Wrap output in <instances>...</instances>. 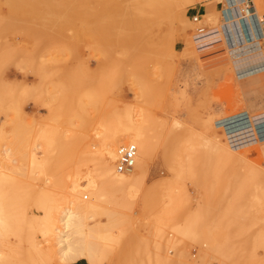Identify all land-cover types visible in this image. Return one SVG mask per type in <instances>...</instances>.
I'll return each mask as SVG.
<instances>
[{
  "label": "rangeland",
  "instance_id": "rangeland-1",
  "mask_svg": "<svg viewBox=\"0 0 264 264\" xmlns=\"http://www.w3.org/2000/svg\"><path fill=\"white\" fill-rule=\"evenodd\" d=\"M199 1L0 0V264H64L75 172L102 178L104 138L135 127L150 167L85 218L98 264H264V66L229 49L223 0L197 44Z\"/></svg>",
  "mask_w": 264,
  "mask_h": 264
},
{
  "label": "bare ground",
  "instance_id": "bare-ground-1",
  "mask_svg": "<svg viewBox=\"0 0 264 264\" xmlns=\"http://www.w3.org/2000/svg\"><path fill=\"white\" fill-rule=\"evenodd\" d=\"M259 1L260 0H255V5L252 8H247L244 0H223V5L221 4L222 8L220 15L223 20L222 32L225 39L230 42L231 47L229 49L237 50L238 54L240 53L238 58L242 55L247 45L256 43L259 49L263 41L264 31L261 33V27H264V15L262 13V5H259ZM213 2L216 3V1ZM262 2L264 3V0H262ZM213 12H210L208 9L206 14L209 15L210 18H214L213 16H215L214 14H216V11L214 10ZM251 34L253 38H251ZM260 50L258 52L256 51L257 53H255L253 57L245 54V56L242 55L241 57L243 58L239 63L256 58L257 60H261L264 66V54ZM263 124L264 122L254 123L259 139L264 138ZM126 135L116 139V135L111 133L104 138L102 148H100L98 174L102 178L99 179L98 176L92 172L83 174L81 170L75 172L76 176L73 174L75 177L70 189V195L73 198L65 207H61L58 217L61 226H54L52 231L57 246L56 253L60 255V259L64 263L84 258L88 261V264H98L97 253L93 245L88 241V234L91 230L85 218L89 213L95 211L100 206V201L105 193L106 187L122 189L130 187L131 189L132 186L137 185L141 180H145L144 177H146L148 173L150 161L152 159V148L148 135L139 127L132 128ZM127 138L137 145L138 155L136 156V162L132 169L120 171L117 169V160L119 158L118 151L123 145L120 144ZM207 143L209 145L211 144L210 142ZM260 157L261 161H264V151L260 153ZM258 169L264 176V168ZM131 170L132 173H128V171ZM81 180L85 181L84 185H82ZM82 190L91 191L92 198L85 202L82 201L79 198V194Z\"/></svg>",
  "mask_w": 264,
  "mask_h": 264
},
{
  "label": "built area",
  "instance_id": "built-area-1",
  "mask_svg": "<svg viewBox=\"0 0 264 264\" xmlns=\"http://www.w3.org/2000/svg\"><path fill=\"white\" fill-rule=\"evenodd\" d=\"M247 8H252L255 5V0H244ZM192 20L198 24V27L195 30V33L193 35V40L197 42V44H202L207 38L210 37L211 34L215 33L217 31V28L213 29H206L205 26L198 23L202 17L204 16V13H200L198 11H195V8H191ZM244 116L247 117V114H244ZM138 148L137 145L134 143H127L123 144L118 151L119 158L117 160V169L120 171H126L133 168L136 162V156H137Z\"/></svg>",
  "mask_w": 264,
  "mask_h": 264
},
{
  "label": "crops",
  "instance_id": "crops-1",
  "mask_svg": "<svg viewBox=\"0 0 264 264\" xmlns=\"http://www.w3.org/2000/svg\"><path fill=\"white\" fill-rule=\"evenodd\" d=\"M208 1L210 2V0L199 1L198 4L193 8H195V11L206 14L208 12V9H209ZM205 4H206V6H205ZM251 38H253L252 34H251ZM260 48H261V50H260ZM260 48L258 49V46H256L255 51L258 52L260 50L264 54V38H263V41L261 42ZM64 264H88V261L84 258H79L77 260H74V261L68 262V263H64Z\"/></svg>",
  "mask_w": 264,
  "mask_h": 264
}]
</instances>
